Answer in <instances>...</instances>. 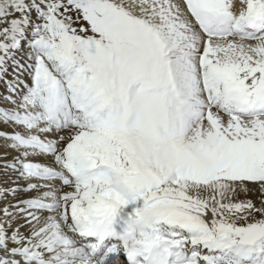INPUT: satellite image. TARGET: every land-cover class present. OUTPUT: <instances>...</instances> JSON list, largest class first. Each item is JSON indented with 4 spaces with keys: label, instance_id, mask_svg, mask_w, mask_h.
I'll return each instance as SVG.
<instances>
[{
    "label": "snow or ice",
    "instance_id": "6c2138e0",
    "mask_svg": "<svg viewBox=\"0 0 264 264\" xmlns=\"http://www.w3.org/2000/svg\"><path fill=\"white\" fill-rule=\"evenodd\" d=\"M0 264H264V0H0Z\"/></svg>",
    "mask_w": 264,
    "mask_h": 264
}]
</instances>
